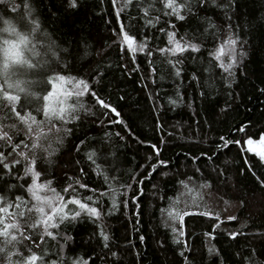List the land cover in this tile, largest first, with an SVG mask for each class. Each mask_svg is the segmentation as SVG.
I'll list each match as a JSON object with an SVG mask.
<instances>
[{
  "label": "snow or ice",
  "instance_id": "snow-or-ice-1",
  "mask_svg": "<svg viewBox=\"0 0 264 264\" xmlns=\"http://www.w3.org/2000/svg\"><path fill=\"white\" fill-rule=\"evenodd\" d=\"M62 2L68 9H76L79 0ZM234 4L235 0H110L109 19L105 23L112 24L111 44L120 52V67L125 74L141 72L140 57H143L147 67L141 81L154 85L158 72L161 79L170 78L174 92L165 94L166 103L175 108L184 103L181 88L189 62H199L189 80L199 83L201 73L205 78L216 74L224 87L231 89L235 70L246 55L239 35L231 26ZM208 9L223 13L226 20L213 22V17L206 14ZM201 12L205 15L201 16ZM190 17L199 21L202 30L180 34L178 22H187ZM71 55V51L59 48L42 30L33 0H0V264H96V260L101 264H119V252L112 250L104 218L113 215L118 205L128 209L129 200L139 207L137 195L129 196L132 185L113 186L109 176L100 171L98 149L86 152L85 159L94 166L91 172L102 177L104 184L100 188L84 180L90 177L85 167L64 182L53 174L59 152L82 116H96L99 120L110 113L116 117L110 123L123 124L117 109L93 87L103 73L97 69L87 76L73 72L68 60ZM145 90L150 93L153 111H157L155 105L162 106L164 101L159 94L151 95L154 88ZM259 91L264 94V88ZM200 94H204L202 90ZM97 106L103 111L97 113ZM187 106L191 108V102ZM155 126L157 130L163 129L159 120ZM246 127L242 124L236 129L243 134L241 139L220 136L222 143L216 147L218 151L230 144L240 147L249 156L244 161L247 172L264 188V176L255 171L264 168V133L258 139L250 137ZM115 135L124 139L119 132ZM85 143L80 140L75 148L79 151ZM149 147L155 154V162L150 163L144 179L158 168H167L157 145ZM152 160L149 155L148 161ZM160 175L167 177L169 172L161 171ZM175 175V195L168 197L159 213L161 225L178 249L176 254L182 264H192L197 239L202 236L204 243L200 247L212 258V264H217L218 257L219 264H225L221 252L211 243L222 223L204 199V192L211 185L207 181L198 185L193 175L187 173L182 179ZM133 179L137 185L142 184L138 178ZM153 189L158 186L153 185ZM136 192L143 194L139 187ZM192 217L215 222L211 223L210 231L193 230L189 234L186 218ZM235 219L233 215L227 216L228 221ZM82 222L94 226L89 239L95 241L91 252L99 249L98 255L81 256L70 246L74 237L68 233V227ZM225 235L235 241L244 233L228 231ZM260 235L264 238V234ZM140 240L143 242L144 237ZM231 264H264V253L243 252Z\"/></svg>",
  "mask_w": 264,
  "mask_h": 264
},
{
  "label": "trees",
  "instance_id": "trees-1",
  "mask_svg": "<svg viewBox=\"0 0 264 264\" xmlns=\"http://www.w3.org/2000/svg\"><path fill=\"white\" fill-rule=\"evenodd\" d=\"M33 2L42 30L59 48L71 51L68 60L72 63V71L85 76L93 69L103 73L102 78H98L99 83L93 87L117 109L119 119L123 120V124L110 123L111 119H116L110 113L99 120L96 116H82L61 148L54 172L49 169L56 179L64 182L68 176H75L81 167H85L90 177L86 176L84 180L90 186L100 188L104 184L102 177L98 178L91 172L94 166L85 159L86 152L98 149L100 171L109 176L113 186H133L128 190L129 196L137 195L139 207L129 200L128 209L118 205L113 215L104 218L112 250L119 252V264H182L176 254L178 249L161 225L159 209L165 206L169 196L175 195V174L182 179L186 173L193 175L198 185L204 181L211 185L204 192V199L208 208L222 221L215 233L216 239L211 243L221 252L225 264L240 259L243 252L264 253V238L260 235L264 234V188H260L254 176L247 172L244 161L249 156L240 147L230 144L219 151L216 147L222 143L220 136L241 139L243 134L236 129L242 124L247 126V136L258 139L264 133V94L259 91L264 88V0H235L230 13L231 26L246 51L235 70L231 89H226L216 74L205 78L201 73L199 83L189 80L188 76L197 71L199 65V62H189L181 88L184 103L175 108L166 103L165 94L174 92L170 78L161 79L158 72L154 85L141 81V74L147 67L143 57H140L141 72L126 75L125 69L120 67V52L111 44L112 24L105 23L109 19L110 0L103 3L101 0H79L76 9H68L62 0ZM206 14L212 16L215 23L226 20L225 15L216 9H208ZM200 15L204 16L205 12ZM201 30L199 21L194 18L178 22L180 34ZM146 88H154L151 95L159 94L164 101L162 106L155 105V112ZM88 102L92 103L91 97H88ZM189 102L191 108L187 106ZM96 111L103 110L97 106ZM158 120L163 125L162 130L156 129ZM117 132L124 137L123 140L115 135ZM105 133L109 135L105 136ZM80 140L86 143L78 151L75 145ZM161 140L165 143H160ZM151 144H156L161 150V158L167 162V168H158L151 177L144 179L150 163L155 162V154L149 147ZM149 155L153 157L151 162L148 161ZM161 171H168L169 175L161 176ZM255 171L264 176V168H255ZM133 177L142 184L137 185ZM153 185L158 189H153ZM138 187L142 189V195L136 192ZM229 215L236 219L228 221ZM186 219L189 234L193 230L197 233L210 231L211 223L215 222L201 217ZM93 230L94 226L87 222L68 227V233L74 237V244L70 246L77 254H99V249L96 253L91 252L95 247V241L89 239ZM228 231H241L244 235L230 241L225 235ZM141 236L144 237L143 242ZM203 243L200 236L192 264H201L202 255L204 264H212V258L200 247ZM216 259L219 264L221 258ZM96 264H101V261L96 260Z\"/></svg>",
  "mask_w": 264,
  "mask_h": 264
}]
</instances>
